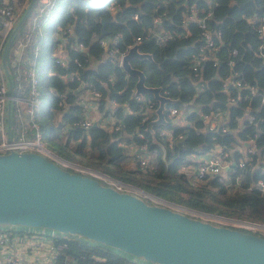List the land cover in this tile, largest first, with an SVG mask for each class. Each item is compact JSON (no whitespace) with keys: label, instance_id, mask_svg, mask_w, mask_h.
<instances>
[{"label":"trees","instance_id":"16d2710c","mask_svg":"<svg viewBox=\"0 0 264 264\" xmlns=\"http://www.w3.org/2000/svg\"><path fill=\"white\" fill-rule=\"evenodd\" d=\"M30 2H25L20 19ZM111 3L116 5V11L110 9ZM193 10L195 19L191 20ZM262 17L264 0H109L101 8H95L87 0H54L49 28L41 27L26 51L27 57H33L40 46L42 95L37 114L45 138L52 144L59 142V156L69 159L65 151H70L75 144L74 151L87 159L83 164L86 167L170 204L264 224V193L255 187L259 180H264V165L260 163L264 156V59L260 55L264 46L258 33ZM202 20L204 25L200 24ZM69 26L72 32L64 42L69 66L63 67L52 57L57 46L54 34ZM26 28V24L21 27L12 46ZM207 32L216 50L209 46ZM106 37H118L120 52L133 46L139 53L148 55L133 57L130 64L144 73L146 87L159 88L161 94L167 92L172 100L165 107L162 122H158L157 113L160 101L153 93H145L141 100L135 99L139 76L129 75L110 60L100 43ZM79 43L84 45L83 49H77ZM197 62L200 63L197 65ZM6 63L13 94L17 95L20 80L12 66L10 48ZM48 71L53 74L49 75ZM73 71H78L85 83L92 84L101 93L98 109L115 116L119 129L98 124L85 130L76 124L82 112L76 96L69 93L67 98L60 97L77 88L79 82H69L66 78ZM228 77L253 85L258 93L235 86L226 90L224 81ZM232 97L236 102H230ZM112 102L119 107L114 110L107 105ZM151 104L153 107L149 108ZM126 107L132 113H126ZM171 107L184 110L189 124L173 125L167 117V108ZM217 111L226 114L227 131L205 129L202 114ZM146 116L148 119L144 120ZM248 116L254 120L250 122ZM65 126L68 131L62 135ZM18 127L13 104V135L18 134ZM161 130L173 131V138L160 135ZM249 139H254L256 153L241 167L244 155L238 147ZM123 140L135 148L147 145L154 167L141 168L135 156L133 168H126L128 154L120 146ZM218 148L231 153L229 180L221 176L196 179L192 173L181 172L183 165H197L193 156Z\"/></svg>","mask_w":264,"mask_h":264},{"label":"water","instance_id":"95a60500","mask_svg":"<svg viewBox=\"0 0 264 264\" xmlns=\"http://www.w3.org/2000/svg\"><path fill=\"white\" fill-rule=\"evenodd\" d=\"M37 2L31 0L2 55L9 83V132L14 94L6 56ZM133 57L148 55L133 47L123 67L129 75L139 76L138 94L150 92L160 101V123L170 101L161 89L145 86L144 73L131 67ZM169 205L149 203L140 192L120 191L38 153L0 155V226L45 228L82 237L151 264H264V237L214 225L190 216L192 210Z\"/></svg>","mask_w":264,"mask_h":264},{"label":"built area","instance_id":"2783aa9c","mask_svg":"<svg viewBox=\"0 0 264 264\" xmlns=\"http://www.w3.org/2000/svg\"><path fill=\"white\" fill-rule=\"evenodd\" d=\"M89 1L95 2L96 0ZM20 2H23V5L20 6ZM25 2H27V0H0V155L8 154L10 152L38 153L47 157L48 159H50V155L53 158L59 160L60 163H62L61 165L69 170L96 177L103 183L112 185L120 191L131 190L135 193L138 192V189H135L130 185L117 182L107 175H104L88 167L76 164L70 165L68 163L62 162L57 158L54 152L45 145V135L41 129L40 123L38 122L37 114L41 104L42 95L39 89L40 79L38 59L40 55V46L35 49L33 57H27L26 51L33 41L34 34L37 31H41V27L44 28V24L49 22L54 11V0H38V3L36 4L37 9L34 12V15L31 14L32 16H30L28 20L29 23L26 30L20 37L17 38L14 46L12 45L13 40L15 39H13L10 44L9 48L12 66L16 71L17 79L20 80V92L17 95H13L11 99L12 105L15 104L16 107L17 121L19 123V127L17 128L18 134L13 135L14 129H11V132H9V83L5 76L2 64V55L10 36L14 32V29L19 22L20 14L25 7ZM110 9L112 11H116L117 7L114 3H111ZM135 18L137 19L138 17L136 16ZM190 19H195L194 10L190 15ZM260 22L261 25L259 27L258 33L263 41V47L264 17L261 18ZM200 24L204 25V21H200ZM71 32L72 26H69L64 29H59L54 34V37L57 41V46L54 49L52 57L56 64L63 67L69 66V55L64 49V42H67V37ZM205 35L210 41L209 46H212L213 42L210 40V34L207 32ZM138 40L141 41L140 38ZM100 43L105 48L106 54L110 60L117 66L124 68V58L128 55L133 46H129L126 51L120 52L118 48V37H106L101 39ZM83 48L84 45L79 43L77 49ZM216 49V46H214L213 50ZM234 54H236V52H234ZM260 55L264 59V52L261 51ZM77 63L80 65L79 62ZM199 63L200 62H197V65ZM23 64H25L24 67H22ZM216 64L217 63H215V65ZM230 64H233V61H231ZM48 74L52 75L53 72L48 71ZM66 78L69 82H79L77 88L71 91L68 90L67 93L60 95L61 98H67L69 93L76 96V103L82 108V112L78 121L76 122L79 127L89 130L96 123L97 125L100 124L105 128H111L115 126L116 129H119L117 126V122L119 120L116 119L115 116H113L111 113H103L99 111V100L101 99L102 95L95 89V87H93L92 84L85 83L80 78L78 71L70 72ZM229 86H235L240 90H247L252 94L258 93V90L253 85L237 81L235 80V77H228L224 81V87L226 90H228ZM52 90L53 89L51 88V91ZM163 96L169 99L167 92L166 95ZM135 99L141 100L142 94L135 92ZM169 101V103L172 102L170 99ZM230 102H236V98L232 97ZM107 105L109 107L111 105L114 110L119 107L115 102H112L111 104L107 103ZM152 107L153 104L149 106V108ZM124 111L126 113H132L131 109L128 107H126ZM167 117L173 125L185 126L189 124L187 113L182 109L180 110L174 107L167 108ZM202 117L206 122L205 129L210 131L216 128H221L222 131L228 130L225 120L226 114L224 112L217 111L210 115L202 114ZM246 118L249 119L250 122L254 120L252 116H248ZM146 119H148L147 116L144 118V120ZM67 131L68 127L65 126L64 132L66 133ZM160 135H166L172 139L173 131L161 130ZM140 136L143 137L142 134H140ZM131 137L132 136H130V138ZM120 146L127 151V163H131V165L135 164L136 156L140 161L141 168L154 167V163H152L151 154L148 151L147 145L135 148L132 144H129L126 140H123L121 141ZM238 150L244 155V158L240 160V166L244 167L247 162L246 159L250 158V155H254L256 153V143L254 142V139H249L243 146H239ZM230 154L231 153L223 152L218 148L214 152L205 155L193 156L192 159L197 162V165H183L180 170L181 172L194 174L196 179H201L206 176H221L223 180H229L230 177L228 176V171L232 165V163L229 161L231 156ZM260 163L264 165V156L260 160ZM255 187L264 193V180H259ZM194 213L196 212L194 211ZM200 217L207 220L215 219L218 222H221L220 226H226L257 235L264 234V224L261 223L204 213H201ZM114 260L119 262L114 263ZM0 264L151 263L104 246L100 243L98 245H92L90 244L89 240L78 236L65 235L45 228L0 226Z\"/></svg>","mask_w":264,"mask_h":264},{"label":"rangeland","instance_id":"374dc122","mask_svg":"<svg viewBox=\"0 0 264 264\" xmlns=\"http://www.w3.org/2000/svg\"><path fill=\"white\" fill-rule=\"evenodd\" d=\"M88 2H90L95 8H101L104 4H105V2L107 1V0H96L95 2H92V1H89V0H87ZM28 22V21H27ZM26 22V25H28V23ZM50 24H51V22H49V23H46L45 25H44V30H47L48 28H49V26H50ZM42 100H43V98H42ZM193 110V108L191 109V111ZM58 119V118H57ZM110 124V123H109ZM61 133H62V135L65 133L64 132V129L61 131ZM62 141V140H61ZM57 143H59V142H57ZM57 143H55V144H52L47 138H45V145L48 147V148H50V149H52V150H54L53 152H54V154L57 156V158L58 159H63V161L65 162V163H68V164H70V165H72L71 163H73V164H78V165H82V166H85V165H83L84 164V162L85 161H87V159L86 158H83L82 156H81V154L79 153V152H77V151H74V150H76V145L75 144H72L71 145V149H70V151H65V152H67V155H65V156H67V157H69V159H71V160H69V159H67V158H64V157H62V156H59L58 155V153H59V151L61 150V148H60V146H59V144H57ZM63 143H64V141H63ZM49 157H50V159H52V160H54V161H56L57 163H59L60 165L62 164V163H60V161L59 160H57L56 158H53L52 156H50L49 155ZM63 166V165H62ZM132 166H134V164L133 165H131V163H127V164H125V167L126 168H130V167H132ZM86 167V166H85ZM133 168V167H132ZM138 191V190H137ZM143 197L146 199V200H151V202L153 203V204H157V205H161V204H166V205H168L169 203L168 202H166V201H164V200H161V199H159V198H155V197H153V196H151V195H148V194H146L145 193V195H143ZM169 206H172V208H174L175 210H177V208L178 209H180V211H182L181 209H183V208H181L180 206H177V205H174V204H170ZM185 210H187V209H185ZM187 211H189V210H187ZM185 212V211H184ZM185 213H188V212H185ZM190 216H192V217H194V218H199V219H202V220H204V221H207V222H210V223H212V224H214V225H218V226H220V223L221 222H218L217 220H215V219H213V220H207V219H203V218H201L200 217V213H194V212H190L189 211V213H188ZM208 218V217H207ZM210 218V217H209ZM223 224V223H222ZM264 235V234H263ZM90 244H92V245H98L99 243H97V242H94V241H90Z\"/></svg>","mask_w":264,"mask_h":264},{"label":"crops","instance_id":"0c3cea01","mask_svg":"<svg viewBox=\"0 0 264 264\" xmlns=\"http://www.w3.org/2000/svg\"><path fill=\"white\" fill-rule=\"evenodd\" d=\"M107 1H109V0H107ZM107 1L105 2V4L104 5H106V3H107ZM62 162H64L63 161V159H60ZM71 164H73V163H71ZM138 192H140V193H142L143 195H145V193L144 192H142L141 190L140 191H138Z\"/></svg>","mask_w":264,"mask_h":264}]
</instances>
